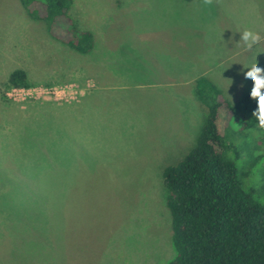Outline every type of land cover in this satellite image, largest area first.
<instances>
[{
    "label": "rangeland",
    "instance_id": "1",
    "mask_svg": "<svg viewBox=\"0 0 264 264\" xmlns=\"http://www.w3.org/2000/svg\"><path fill=\"white\" fill-rule=\"evenodd\" d=\"M254 1L241 0L239 18L237 0H75L73 17L95 37V49L81 54L20 0H0V264H167L175 256L163 171L195 146L207 108L188 81L194 72H183L158 33L222 27L227 57L215 78L236 101L255 87L251 65L264 69V8L260 15ZM185 9L193 19L181 25ZM248 29L261 36L251 50L241 40ZM191 33L178 39L183 47H210ZM16 68L30 88L7 86ZM225 114L226 158L245 187H262L264 158L254 159L264 134L245 143Z\"/></svg>",
    "mask_w": 264,
    "mask_h": 264
},
{
    "label": "trees",
    "instance_id": "2",
    "mask_svg": "<svg viewBox=\"0 0 264 264\" xmlns=\"http://www.w3.org/2000/svg\"><path fill=\"white\" fill-rule=\"evenodd\" d=\"M20 1L29 17L45 20L50 34L70 48L81 54L95 49L93 32L81 27L71 13L75 0ZM32 84L23 68L8 75V87ZM193 84L207 117L195 146L163 171L176 251L167 264H264V201L256 197L257 190L264 196V166L259 172L262 187H245L238 167L226 158L221 125L226 113V124H235L245 143L251 135H263L264 128L253 115L258 98H252V88L235 101L210 76H200ZM263 158L264 152L254 161Z\"/></svg>",
    "mask_w": 264,
    "mask_h": 264
},
{
    "label": "crops",
    "instance_id": "3",
    "mask_svg": "<svg viewBox=\"0 0 264 264\" xmlns=\"http://www.w3.org/2000/svg\"><path fill=\"white\" fill-rule=\"evenodd\" d=\"M236 1V0H235ZM256 3V9L258 13L261 15L262 14V9L264 8L261 4V2H264L263 0H256L254 1ZM236 4L239 6V18H240V13H241V0H237ZM224 10L221 11V15L218 13L217 16H223ZM191 12L188 11V9H185L183 17H187L185 21L181 22V25L184 24H189L192 23L190 18ZM215 16V17H217ZM236 11H235V18L236 19ZM255 20V19H254ZM173 23V22H171ZM221 21H217L216 24H220ZM255 24L257 23L256 26L261 23V21H256L254 22ZM257 28V27H255ZM222 27H215V28H210L208 29L206 26L203 27H198V28H191V27H183L182 30H176L173 31L172 27L168 28L169 33H162L159 32L158 35H162L161 39H164V41H170L171 48H170V54L171 56H176L178 58V65L179 64H184L187 66V68L183 71L186 73H192L194 74L190 76V79L188 80L189 82H194V80L200 76H210L215 79L217 82L218 86L220 87L219 80L215 78V75L220 72V67L223 65L222 62L224 59L227 57V54L224 53V48H225V43L222 42L224 37L222 36ZM189 30H194L193 33L191 32H186ZM191 33L194 35V37L199 38L202 40V42L206 41L208 42L209 48H205L202 46L201 50L197 52L190 51L187 47H183L186 41H179L178 39H187V35ZM157 35V36H158ZM158 40V39H157ZM230 55V54H228ZM177 65V66H178ZM221 88V87H220ZM222 89V88H221ZM223 90V89H222ZM81 99L75 103H80ZM157 119L159 120V116H156ZM171 120L173 118H170Z\"/></svg>",
    "mask_w": 264,
    "mask_h": 264
},
{
    "label": "clouds",
    "instance_id": "4",
    "mask_svg": "<svg viewBox=\"0 0 264 264\" xmlns=\"http://www.w3.org/2000/svg\"><path fill=\"white\" fill-rule=\"evenodd\" d=\"M213 0H204L205 4L211 5ZM241 40L244 41L248 50H251L261 41V36L258 32L251 29L245 30L241 34ZM247 78H251L255 87L252 90L251 96L253 99L258 98V109L253 113L254 117L259 121V127L264 128V94L261 90L264 89V69L253 63L250 70L246 73Z\"/></svg>",
    "mask_w": 264,
    "mask_h": 264
},
{
    "label": "built area",
    "instance_id": "5",
    "mask_svg": "<svg viewBox=\"0 0 264 264\" xmlns=\"http://www.w3.org/2000/svg\"><path fill=\"white\" fill-rule=\"evenodd\" d=\"M15 88H18V87H15ZM20 89H27V88H20Z\"/></svg>",
    "mask_w": 264,
    "mask_h": 264
}]
</instances>
